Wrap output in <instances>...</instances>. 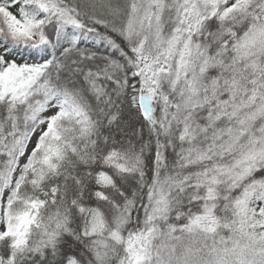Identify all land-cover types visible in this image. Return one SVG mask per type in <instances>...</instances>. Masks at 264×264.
Segmentation results:
<instances>
[{"label":"snow or ice","instance_id":"1","mask_svg":"<svg viewBox=\"0 0 264 264\" xmlns=\"http://www.w3.org/2000/svg\"><path fill=\"white\" fill-rule=\"evenodd\" d=\"M0 264H264V0H0Z\"/></svg>","mask_w":264,"mask_h":264}]
</instances>
